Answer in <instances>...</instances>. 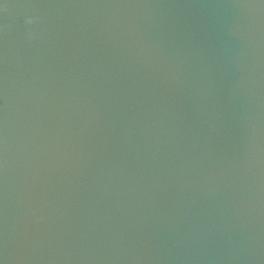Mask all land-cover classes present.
Masks as SVG:
<instances>
[{"label": "water", "instance_id": "95a60500", "mask_svg": "<svg viewBox=\"0 0 264 264\" xmlns=\"http://www.w3.org/2000/svg\"><path fill=\"white\" fill-rule=\"evenodd\" d=\"M0 264H264V0H0Z\"/></svg>", "mask_w": 264, "mask_h": 264}, {"label": "clouds", "instance_id": "9594fccd", "mask_svg": "<svg viewBox=\"0 0 264 264\" xmlns=\"http://www.w3.org/2000/svg\"><path fill=\"white\" fill-rule=\"evenodd\" d=\"M38 19V18H37ZM33 22V20H32V18H29L28 20H27V23H32Z\"/></svg>", "mask_w": 264, "mask_h": 264}]
</instances>
